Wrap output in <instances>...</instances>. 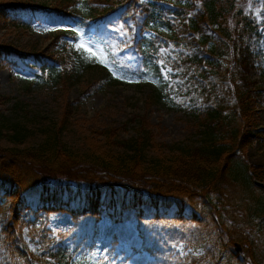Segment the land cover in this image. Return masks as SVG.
Listing matches in <instances>:
<instances>
[{
    "label": "trees",
    "instance_id": "1",
    "mask_svg": "<svg viewBox=\"0 0 264 264\" xmlns=\"http://www.w3.org/2000/svg\"><path fill=\"white\" fill-rule=\"evenodd\" d=\"M33 1L0 0V22L28 29V19H58L72 29L56 38L84 39L98 49L81 48L69 62L64 52L55 59V41L29 54L0 43V66L20 62L33 79L61 90L96 68L101 77L87 92L141 84L146 108L202 117L197 142L159 143L141 115L131 120L130 139L110 128L98 146L81 150L63 142L67 119L38 117L20 103L11 116L0 110V140L7 143L0 147V264H88L106 198L122 209L175 207L165 220L138 217L144 244L159 254L154 264H264V190L253 184L264 168L248 163L244 152L264 140L253 120L255 104L264 105V0ZM252 69L260 71L258 86ZM10 101L0 95L1 104ZM59 211L74 226L56 238L47 224ZM180 242L202 254L159 253Z\"/></svg>",
    "mask_w": 264,
    "mask_h": 264
},
{
    "label": "rangeland",
    "instance_id": "2",
    "mask_svg": "<svg viewBox=\"0 0 264 264\" xmlns=\"http://www.w3.org/2000/svg\"><path fill=\"white\" fill-rule=\"evenodd\" d=\"M11 1V0H1ZM45 2L47 6L53 4V0L33 1ZM28 29L15 28L10 24L0 22V43H12L24 53L40 52L48 45L55 43V59L62 54L67 56L69 62H73L75 51L79 49H93L85 40L76 43L68 37L56 38L64 28L71 26L59 20H46L42 23L29 19ZM26 64H29L26 61ZM101 77V72L95 68L85 69L71 81L63 90L58 84L38 82L24 68L22 63L0 66V95L11 98L5 104L0 103V110L10 115V107L14 103L22 104L28 111L38 117L67 119L68 125L63 133V142L74 149L86 150L98 146L101 140L100 133L108 129H117V136L130 139L134 136V124L132 118L145 115L148 124L159 143L197 142L199 135V120L202 115L194 119L183 112L170 110L164 105H152L146 108L144 96L147 87L144 85H105L90 89L87 87ZM250 80H259V71H250ZM256 115L253 117L257 129L264 130V105L255 104ZM7 143L0 140V147ZM245 158L248 163L256 168H264V140L254 142L247 147ZM253 184L258 189L264 190V176L262 179L253 178ZM102 204L98 209V215L94 219L93 237L94 248L88 257L96 264H154L157 249L144 244L142 236L138 233V217L143 219L162 218L168 219L174 216V206L165 208L158 206L156 209L150 204H142L135 209L124 208L120 204ZM48 230L52 237L60 238L74 226L71 215L64 211L52 212L48 215ZM170 223L159 226L161 231H167ZM148 233H151L148 230ZM26 244L32 252H36V246L26 237ZM238 242V241H235ZM164 257L185 255L193 253L196 256L202 254L199 248L190 250L183 243H170L164 251H159ZM155 253V254H153ZM159 255V254H158ZM89 262L88 264H91Z\"/></svg>",
    "mask_w": 264,
    "mask_h": 264
},
{
    "label": "water",
    "instance_id": "3",
    "mask_svg": "<svg viewBox=\"0 0 264 264\" xmlns=\"http://www.w3.org/2000/svg\"><path fill=\"white\" fill-rule=\"evenodd\" d=\"M234 246H235V250H237L238 253H241L242 252L240 244L235 243Z\"/></svg>",
    "mask_w": 264,
    "mask_h": 264
},
{
    "label": "snow or ice",
    "instance_id": "4",
    "mask_svg": "<svg viewBox=\"0 0 264 264\" xmlns=\"http://www.w3.org/2000/svg\"><path fill=\"white\" fill-rule=\"evenodd\" d=\"M100 62H101V63H103L104 61H103V60H101Z\"/></svg>",
    "mask_w": 264,
    "mask_h": 264
}]
</instances>
